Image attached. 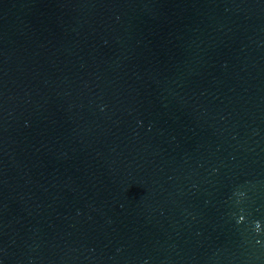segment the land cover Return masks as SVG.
Wrapping results in <instances>:
<instances>
[{
    "label": "water",
    "instance_id": "water-1",
    "mask_svg": "<svg viewBox=\"0 0 264 264\" xmlns=\"http://www.w3.org/2000/svg\"><path fill=\"white\" fill-rule=\"evenodd\" d=\"M0 264H264V0H0Z\"/></svg>",
    "mask_w": 264,
    "mask_h": 264
}]
</instances>
